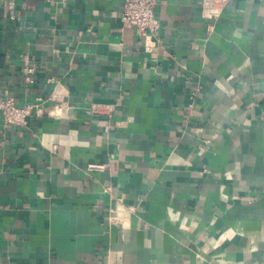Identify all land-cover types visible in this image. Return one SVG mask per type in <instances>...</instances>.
Returning <instances> with one entry per match:
<instances>
[{
	"label": "crops",
	"instance_id": "1",
	"mask_svg": "<svg viewBox=\"0 0 264 264\" xmlns=\"http://www.w3.org/2000/svg\"><path fill=\"white\" fill-rule=\"evenodd\" d=\"M0 0V264H264V0Z\"/></svg>",
	"mask_w": 264,
	"mask_h": 264
},
{
	"label": "built area",
	"instance_id": "2",
	"mask_svg": "<svg viewBox=\"0 0 264 264\" xmlns=\"http://www.w3.org/2000/svg\"><path fill=\"white\" fill-rule=\"evenodd\" d=\"M54 3L56 0H46ZM225 0H205L207 8L221 5ZM158 0H125L123 11L121 14V22L125 27H133L138 32L149 37L157 31L159 27V19L157 17L156 8ZM39 103H33L26 106H19L14 99L10 97L0 99V114L6 125L28 126L29 116L33 109Z\"/></svg>",
	"mask_w": 264,
	"mask_h": 264
}]
</instances>
